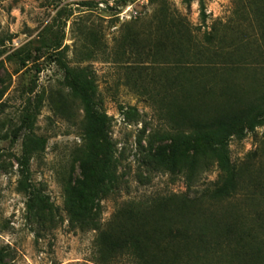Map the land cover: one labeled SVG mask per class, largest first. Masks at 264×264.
Instances as JSON below:
<instances>
[{"label":"rangeland","instance_id":"obj_1","mask_svg":"<svg viewBox=\"0 0 264 264\" xmlns=\"http://www.w3.org/2000/svg\"><path fill=\"white\" fill-rule=\"evenodd\" d=\"M261 2L205 0L204 22L199 0H0V71L7 88L0 103V250L10 264H99L96 232L75 228L65 210L64 185L71 178L82 180L83 164L87 171L92 164L83 139L84 111L63 85L57 55L64 52L69 67L88 68L98 106L111 119L119 189L101 203V220L107 223L124 203L198 198L219 186L218 164L209 157L192 177L185 170L171 174L153 164L151 155L158 148L185 133L167 123L160 105L163 86L181 73L176 68L188 67L201 79L211 67L213 76L225 70L241 93L251 91L248 99L264 96ZM170 21L179 25L181 39L170 36L165 26ZM210 32L219 43L207 49L203 40ZM183 40L187 55L195 58L180 54L184 60L169 59ZM57 45L61 49L51 50ZM26 46H31L32 61L8 60ZM213 53L219 57L212 58L216 64L211 66L207 56ZM38 95L43 101L35 109ZM191 100L201 109L208 103ZM213 100L220 107L231 103L217 96ZM26 125L32 129H19ZM27 135L46 141L45 151L30 166V184L51 208L40 216L28 210V198L19 190L18 161ZM229 151L244 172L243 190L230 200L205 204L206 212L219 220L235 212L257 230L264 215V125L244 139L233 137ZM113 264L134 263L121 256Z\"/></svg>","mask_w":264,"mask_h":264},{"label":"trees","instance_id":"obj_2","mask_svg":"<svg viewBox=\"0 0 264 264\" xmlns=\"http://www.w3.org/2000/svg\"><path fill=\"white\" fill-rule=\"evenodd\" d=\"M199 1L205 22V0ZM261 3L264 6V2ZM165 26L171 30L172 38L183 37L179 25H173V21ZM186 42L183 40L168 58L173 55L176 62L184 60L179 55H187ZM203 43L207 49L213 48L219 43L216 33H207ZM29 47L14 51L8 60L23 65L29 63L34 59ZM59 49L61 45L53 46L51 50ZM216 57H219L216 53L213 57L207 56L211 66L216 64L212 59ZM187 58L192 61L195 57L190 54ZM55 62L64 72L63 85L69 90L71 101L83 108V139L88 146L89 164H92L91 171H87V165L83 164L82 180L71 178L64 185L65 210L75 228L96 232L99 264H113L121 256L129 257L134 264H264L262 213L259 214L262 220L257 232L259 228L256 230L244 220L242 222L243 215L234 212L219 220L207 214L205 207V204L230 200L243 190L244 172L231 161L229 145L233 137L244 139L264 125V96H258L255 101L248 99L252 96L251 91L241 93L235 89L225 77V70L222 71L224 74L213 76L214 69L210 67L200 79L188 67L176 68L181 73L169 78L167 87L163 86L160 105L166 112L167 123L185 133L175 136L171 145L158 148L157 154L151 155L153 164L171 174L185 170L192 177L202 169V159L209 157L218 164L221 182L213 191L198 198L172 196L153 202L124 203L109 222L103 223L101 203L119 189L116 149L110 136L111 119L98 106L97 86L88 68L69 67L64 52L57 55ZM4 84L0 71V103L7 91ZM216 96L231 103L220 107L216 101L212 102ZM196 97L208 100L203 109L192 102L191 98ZM42 101L41 96H36L34 108L39 109ZM29 120L28 111L26 121ZM19 129L31 130L32 126ZM45 146V139L27 135L18 161L21 173L19 190L27 196L28 210L35 216L51 210L46 198L30 184L31 161L45 151ZM3 156L0 151V161ZM254 156L256 153L250 155ZM7 258L8 255L0 250V264H10Z\"/></svg>","mask_w":264,"mask_h":264}]
</instances>
